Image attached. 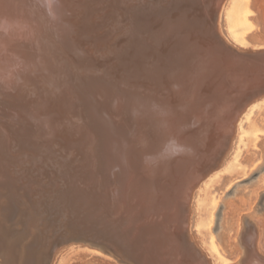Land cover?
<instances>
[{"label":"bare ground","instance_id":"obj_1","mask_svg":"<svg viewBox=\"0 0 264 264\" xmlns=\"http://www.w3.org/2000/svg\"><path fill=\"white\" fill-rule=\"evenodd\" d=\"M182 1L203 12L212 0ZM165 2L0 0L2 264H46L53 244L74 240L132 264H209L187 229L190 182L229 147L234 94L264 71V30L240 51L215 26L186 45L182 68L172 57L159 69L139 53L133 11ZM233 2L228 23L243 32L257 0ZM243 224L240 264H264L254 224Z\"/></svg>","mask_w":264,"mask_h":264},{"label":"rangeland","instance_id":"obj_2","mask_svg":"<svg viewBox=\"0 0 264 264\" xmlns=\"http://www.w3.org/2000/svg\"><path fill=\"white\" fill-rule=\"evenodd\" d=\"M233 1L239 0H224L220 7L217 26L221 36L240 51L258 48L252 37L264 30V0H257L258 10L244 13L251 23L244 33L228 23ZM253 1L249 0V5ZM259 13L262 20L253 22ZM232 130L227 151L217 166L197 181L187 207L188 233L209 264H240L243 251L238 242L245 220L254 224L258 233L255 250L264 256V95L240 113ZM50 264L122 263L99 248L70 242L57 249Z\"/></svg>","mask_w":264,"mask_h":264},{"label":"water","instance_id":"obj_3","mask_svg":"<svg viewBox=\"0 0 264 264\" xmlns=\"http://www.w3.org/2000/svg\"><path fill=\"white\" fill-rule=\"evenodd\" d=\"M51 2L58 6L63 4L62 3L63 0H51ZM220 2L221 0H212L206 6L207 8L203 10V12L193 11L192 7L188 6L186 2L182 0H166L164 5L160 7L149 6L148 8H141V9L134 10L133 11L135 15L134 20L137 24H140L143 29L142 30L143 37L140 40L142 41L141 42L142 45L140 44L138 46L141 48V51H139V53L143 54L149 61L150 59H154V62L156 64H159L160 62L162 66L159 65V69H162L165 65H167V63L171 60L172 57L176 59V61H174L173 63V66L178 65L179 69L182 68L183 61L179 56L181 55L182 52L185 51L186 45H188L192 41H196L199 38L209 39L208 35L212 38L216 36V32L214 30H215V26H217L218 13H219L220 7L222 3L224 2V0H222L221 5L218 6ZM207 15L210 16L209 18L210 22L207 25H205V29H203L200 23L201 24L204 23V16H207ZM111 38L112 36H110L108 40H110ZM185 42H187V44ZM260 61L263 62L264 57ZM228 64H229L228 70H230L231 63L229 62ZM224 74H225V71L223 75ZM227 74L229 75L230 73H227ZM249 74L252 76L249 79L250 80L249 88L245 87L243 89V94H242V89L238 88L239 92L237 94H234L239 100L238 101L239 103L233 108V111L230 114L231 115L230 118L233 121V123L235 122L237 117L240 115V113L251 102H253L255 99L264 95V71L261 70L256 73H253V71H249ZM259 77H261V79ZM234 78H228L227 82L231 84ZM246 78L248 79V77ZM237 112L238 114L236 115ZM0 119L5 121L7 119H10V117L9 115L3 114L0 112ZM233 123L231 122V124ZM227 149L224 150L223 155L225 154ZM211 162L212 161H209L208 163L210 164ZM208 163L207 164L204 163V165L201 168H196V171L191 179L190 184L193 181L200 180L202 178L201 176H203L204 174L208 172V170L206 171ZM194 186L190 187L189 192H191ZM189 196H190V193H189ZM70 217H73L75 220L71 222L81 221L80 217H78V215L76 214L74 208H72ZM182 233H184L182 234V236L186 240L185 231ZM70 242H82L84 244H88L91 247L99 248L103 252L110 254L119 263L132 264L131 262L132 259L129 258L131 256L124 255L123 253H121V250L119 249H116L115 251L109 248L108 246H106L105 244H103L102 242H99L96 240L95 241L74 240V241H65V242L55 243L50 247L48 251L46 264H50L54 253L57 251V249L61 245H64ZM54 246H56L55 250H54ZM0 264L2 263L0 262Z\"/></svg>","mask_w":264,"mask_h":264},{"label":"flooded vegetation","instance_id":"obj_4","mask_svg":"<svg viewBox=\"0 0 264 264\" xmlns=\"http://www.w3.org/2000/svg\"><path fill=\"white\" fill-rule=\"evenodd\" d=\"M256 175V173H254L251 177H254Z\"/></svg>","mask_w":264,"mask_h":264}]
</instances>
